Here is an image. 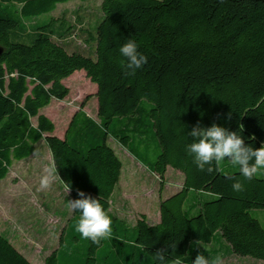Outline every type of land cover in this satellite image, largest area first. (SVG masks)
Wrapping results in <instances>:
<instances>
[{"label": "trees", "instance_id": "1", "mask_svg": "<svg viewBox=\"0 0 264 264\" xmlns=\"http://www.w3.org/2000/svg\"><path fill=\"white\" fill-rule=\"evenodd\" d=\"M67 1L0 0V179L42 141L70 197L78 198L79 189L100 199L112 218L111 254L103 253L105 239L98 245L85 239L82 264H191L197 254L215 259L217 249L199 245L216 242L264 262V227L250 212L264 209V179H244L239 166L224 174L219 162L212 172L200 170L185 149L194 126L213 123L238 132L245 145L264 143V0H101L102 19L89 36L93 58L68 52L53 40L55 19L42 21ZM33 19L38 21L27 29L23 21ZM127 39L147 56L131 75L118 62ZM79 70L96 85L98 122L82 110L84 101L59 138L40 109L63 100L69 90L62 81ZM115 120L120 127L110 130ZM110 136L124 148L154 141L159 152L148 168L160 190L167 167L183 175L180 189L160 200L156 224L138 216L130 242L124 221L109 210L122 167ZM237 178L244 185L240 192L231 187ZM191 192L198 198L185 208ZM78 219L72 210L59 247L43 264H62L61 246ZM157 250L162 261L153 259ZM0 264L31 262L0 234Z\"/></svg>", "mask_w": 264, "mask_h": 264}, {"label": "rangeland", "instance_id": "2", "mask_svg": "<svg viewBox=\"0 0 264 264\" xmlns=\"http://www.w3.org/2000/svg\"><path fill=\"white\" fill-rule=\"evenodd\" d=\"M100 2L101 0H70L57 4L53 11L41 18L45 23L50 22L52 18L55 19L53 40L68 52L76 51L93 58L94 43L89 40V36L94 34L95 27L102 19ZM35 21L38 20L23 22L25 27L30 29ZM62 82L68 87V95L61 101L52 99L49 105L40 109V113L47 114L53 122L55 136H59L65 130L74 111L84 101L85 113L98 122L97 104L94 98L95 84L89 81L84 71H75ZM32 121L35 122V119L33 118ZM119 127V122L115 120L110 130ZM108 145L114 149L123 164L122 182L114 190L111 212L113 216L118 214L121 203L124 202L122 197L126 196L131 205L129 207L133 208L128 209L127 205L124 208L126 217L122 222L127 231L123 236L127 242H130L131 234L134 233V212L137 211L135 205L141 204L143 198L148 199L151 192L152 197H156L159 193L158 176L151 173L148 168L149 164L154 162L159 149L152 140L144 144L131 141L124 148L111 136ZM134 149L137 150L136 156L132 153ZM50 163L52 161L48 147L40 141L34 145L32 155L22 160H14L7 176L0 179V234L32 264H41L46 255L59 247L63 224L72 216V211L67 205V200L71 199L70 194L68 190L65 192L66 188L58 178L49 187L40 188V176L44 167ZM219 166L224 174L237 169V165H233L228 158L220 161ZM128 167L133 178L127 184L129 186L125 187L127 185L123 184V180L127 177L125 172ZM256 176L264 179V170H260ZM179 181L180 175L169 168L163 185L168 189L176 186ZM197 198L195 192L189 193L185 208ZM250 212L264 227V209H252ZM72 235L76 239L71 238ZM65 237L66 241L61 246L62 252L58 255V261L62 264H82L86 256L87 241L73 227ZM105 243L103 253L109 255L112 245L108 238H105ZM199 247L206 250L217 249V256L221 258L222 264H264L263 261L249 256L230 253L223 242L209 245L200 243ZM107 264L112 263L107 261Z\"/></svg>", "mask_w": 264, "mask_h": 264}, {"label": "clouds", "instance_id": "3", "mask_svg": "<svg viewBox=\"0 0 264 264\" xmlns=\"http://www.w3.org/2000/svg\"><path fill=\"white\" fill-rule=\"evenodd\" d=\"M119 64L125 74H134L146 62L147 56L138 50L137 43L127 39L118 48ZM230 115V114H229ZM193 139L185 145L186 152L192 157L193 163L200 170L212 172L213 162H220L228 158L233 164L239 166L240 175L251 180L260 170H264V143L258 148L245 145L238 132H231L224 127L213 123L208 127L194 126L188 133ZM207 165V167H206ZM58 177L54 162L46 165L40 176V188L49 187ZM233 191L243 190V182L237 178L231 185ZM68 190V186L65 192ZM76 199L67 200V205L73 211L79 212L76 230L81 237L91 241L92 244L100 242L112 234V218L106 213L100 199L85 195L77 190ZM171 248L175 247L172 243ZM153 259L163 260L162 250H157ZM191 264H222L219 256L215 259L197 254Z\"/></svg>", "mask_w": 264, "mask_h": 264}, {"label": "crops", "instance_id": "4", "mask_svg": "<svg viewBox=\"0 0 264 264\" xmlns=\"http://www.w3.org/2000/svg\"><path fill=\"white\" fill-rule=\"evenodd\" d=\"M95 91H96V85H95ZM95 98V97H94ZM95 100H96V98H95ZM52 101V100H51ZM51 103V102H50ZM96 104H97V100H96ZM82 110L84 111V109L82 108ZM77 111V110H76ZM76 111H74V113L76 112ZM85 112V111H84ZM46 114V113H45ZM86 114V113H85ZM87 115V114H86ZM45 116H47L48 117V115L46 114ZM49 118V117H48ZM50 119V118H49ZM69 122V121H68ZM68 122H67V124H68ZM67 124H66V126H65V129H66V127H67ZM65 131V130H64ZM64 131L63 132H61V134H59V138H63V136H64ZM169 168L170 167H167V169H166V172H165V175H164V180H165V178H166V175H167V172H168V170H169ZM173 170V172L175 171V172H177V174H179L180 175V181L178 182V184L176 185V186H174V187H172V188H168V189H165V185H163V187L161 188V190H160V188L158 189L159 190V193H158V195L156 196V197H152V192H151V196L147 199H144L143 198V201L141 202V204H136L135 206H137V211L136 212H134L135 213V216H134V224H135V221H136V219L138 218V216L139 215H144L145 216V218H146V222L148 223V224H156L158 221H159V219H160V214H159V202H160V200L161 199H165V198H167V197H169V196H171L172 194H174L175 192H177L179 189H180V187H181V185H182V183H183V175L179 172V171H177V170H174V169H172ZM122 171H123V164H122V167H121V174H120V179H119V182H118V184H117V186H119V184L122 182ZM151 172V171H150ZM126 174L125 175H127V177H124L125 179L123 180V184H125V185H127L128 183H130L131 181H132V178H133V176H132V174H131V170H130V168L128 167V170L125 172ZM152 173V172H151ZM58 178V177H57ZM64 186V185H63ZM129 185H127V186H125V187H128ZM115 190V189H114ZM68 193H69V191H68ZM70 194V193H69ZM113 194H114V191H113V193H112V195H111V198H110V211H111V200H112V197H113ZM199 194H201V196H202V198H204L205 196H207V194L206 193H199ZM122 196V195H121ZM127 197L126 196H123L122 197V199H123V201L124 202H122L121 203V206H120V209L118 210V214H116V216L118 217V219H124L125 220V217H126V215H125V213H124V208H125V206L127 205V207H128V209L129 208H133V207H129V206H131V205H129V201H127V199H126ZM72 199V198H71ZM151 199V200H150ZM134 202H135V200H134ZM152 205V206H151ZM156 210V211H155ZM71 211H72V209H71ZM72 213V212H71ZM68 221V220H67ZM67 221L63 224V227H65V225H66V223H67ZM20 252V251H19ZM21 253V252H20ZM22 254V253H21ZM23 255V254H22ZM47 256V255H46ZM34 258V257H33ZM45 258V257H44ZM44 258H43V260H44ZM43 260H42V263L41 264H43ZM29 261V260H28ZM30 262V261H29ZM32 264V263H31Z\"/></svg>", "mask_w": 264, "mask_h": 264}, {"label": "water", "instance_id": "5", "mask_svg": "<svg viewBox=\"0 0 264 264\" xmlns=\"http://www.w3.org/2000/svg\"><path fill=\"white\" fill-rule=\"evenodd\" d=\"M2 52H3V47L0 46V55L2 54Z\"/></svg>", "mask_w": 264, "mask_h": 264}]
</instances>
